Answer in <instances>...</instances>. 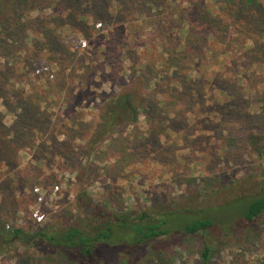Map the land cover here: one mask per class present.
<instances>
[{"label":"rangeland","instance_id":"374dc122","mask_svg":"<svg viewBox=\"0 0 264 264\" xmlns=\"http://www.w3.org/2000/svg\"><path fill=\"white\" fill-rule=\"evenodd\" d=\"M220 2L0 0V217L9 226L35 230L54 218L70 224L90 213L87 202L108 200L126 212L198 206L214 190L254 192L264 169V64L243 50L263 36L251 19L222 12ZM206 10L222 18L225 35L203 26ZM42 67L48 73L37 72ZM127 92L135 121L89 144L102 107ZM20 98L27 110L36 108L26 117L46 120L38 130L17 132ZM34 186L44 194L39 225L28 217ZM244 204L223 199L198 217L232 222ZM192 218L180 213L171 224ZM207 239V262L200 233H175L123 264H264V213L245 229L218 225ZM24 254L16 248L0 264H21Z\"/></svg>","mask_w":264,"mask_h":264},{"label":"trees","instance_id":"16d2710c","mask_svg":"<svg viewBox=\"0 0 264 264\" xmlns=\"http://www.w3.org/2000/svg\"><path fill=\"white\" fill-rule=\"evenodd\" d=\"M220 3V10L230 15L232 19L241 20V22H246L242 20L243 18L252 20L253 26L263 36V39L262 42L252 41L251 45L245 47L243 53L252 57L258 65L264 64V7L260 1L221 0ZM207 13H209L208 10L202 12L203 26H206L209 33L217 34L218 37L225 35L222 31L227 30V27L222 22V18L219 15L210 17ZM225 87L220 86V89H223L224 93L229 92V98L234 100L237 96L235 91L232 88L228 91L229 88ZM15 101L16 108L21 109L16 122L17 132L24 134L31 128L32 131L38 130L39 124L45 119L39 123V118L35 120L26 117L28 110L36 108L27 110L22 98L15 99ZM6 105L10 106L8 102ZM135 119L131 93H121L109 98L101 109L96 128L90 132L91 139L88 143L97 142L111 132L116 125L130 124ZM251 142L256 143L257 141L252 140ZM255 149L257 151L256 147ZM255 185L254 192H239L241 190L239 188L234 194L229 193L231 196L214 190L207 193L198 206H192L189 203L186 205L170 203L121 212L111 209L108 200L95 204L87 202L91 206L89 214H80L70 224L60 223L55 218V220L50 219L35 230H28L19 225L9 226L6 219L0 217V255L22 247L26 254L20 259L21 264H31L33 259L48 260L54 257L68 264H123L126 256L143 248L152 251L156 241L172 234L200 233L202 248L199 255L203 262H207L213 252L212 243L207 239L209 232H214L218 225L226 232L233 229H245L264 213V169L257 176ZM217 198H220L218 202H211ZM227 198L233 201L244 200L245 203L241 207V213L237 214L232 222L223 223L211 216L198 217L205 214L204 211L209 206H215ZM184 212L193 218L186 220L178 228L173 227L172 219ZM152 254L153 252H150V255Z\"/></svg>","mask_w":264,"mask_h":264},{"label":"built area","instance_id":"2783aa9c","mask_svg":"<svg viewBox=\"0 0 264 264\" xmlns=\"http://www.w3.org/2000/svg\"><path fill=\"white\" fill-rule=\"evenodd\" d=\"M81 45L85 46L84 41H81ZM40 71H44L48 73L49 69L48 67H42L39 70H37V72H40ZM55 189H58V186H56ZM31 192L35 196V203L31 207L28 217H29V220L32 221V223L39 225L45 219V214L42 211V207L44 203V194L40 191V188L38 186L32 187Z\"/></svg>","mask_w":264,"mask_h":264}]
</instances>
